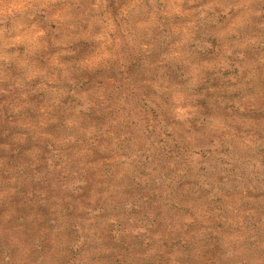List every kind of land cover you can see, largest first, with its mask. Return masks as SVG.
<instances>
[{"label":"rangeland","instance_id":"rangeland-1","mask_svg":"<svg viewBox=\"0 0 264 264\" xmlns=\"http://www.w3.org/2000/svg\"><path fill=\"white\" fill-rule=\"evenodd\" d=\"M0 264H264V0H0Z\"/></svg>","mask_w":264,"mask_h":264}]
</instances>
